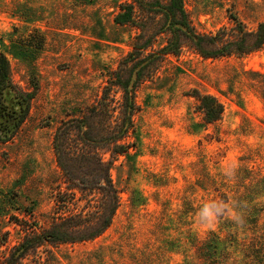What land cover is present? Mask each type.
I'll use <instances>...</instances> for the list:
<instances>
[{
	"label": "rangeland",
	"instance_id": "1",
	"mask_svg": "<svg viewBox=\"0 0 264 264\" xmlns=\"http://www.w3.org/2000/svg\"><path fill=\"white\" fill-rule=\"evenodd\" d=\"M127 3L0 0V54L12 84L28 96L24 119L18 126L10 120L11 138L0 142V264L32 229L47 228L60 213L88 209L86 200L63 206L53 137L62 121L96 104L131 51L139 30L114 21ZM183 6L199 35L232 27V17L247 31L264 21V0H184ZM146 22L153 31L155 24ZM165 42L159 35L152 48ZM188 45L135 91L136 131L127 139L135 147L111 164L120 200L111 226L91 241L41 246L22 264H201L194 247L209 233L231 252L226 264H264L263 192L257 186L247 194V220L236 208L237 193L264 176V45L216 59H203ZM194 90L222 104L219 121L203 123ZM110 93L117 107L120 92ZM4 101L19 113L15 91L6 90ZM205 203L227 207L202 224ZM235 240L253 244L248 260Z\"/></svg>",
	"mask_w": 264,
	"mask_h": 264
},
{
	"label": "trees",
	"instance_id": "2",
	"mask_svg": "<svg viewBox=\"0 0 264 264\" xmlns=\"http://www.w3.org/2000/svg\"><path fill=\"white\" fill-rule=\"evenodd\" d=\"M183 3L184 0H131V3L119 6L115 23L133 24L139 30L131 51L109 77L108 86L96 104L62 121L53 137L56 167L63 180L64 191L60 194L66 199L63 206L86 200L88 209L82 208L66 215L60 213L58 220L47 228L39 232L32 229L12 249L3 264H22L28 255L44 245L94 240L111 226L120 205L119 192L110 175L111 164L114 157L127 154L135 147V141H127L129 137H135L136 131L134 116L139 108L135 103V91L141 83L156 76L166 57L178 56L188 44L203 59L245 56L264 45V21L258 23L255 30L247 31L237 18L232 17V27L222 28L215 34L199 35L191 26ZM136 8L140 14H147L146 19L136 15ZM147 20L155 24L151 32L146 30ZM162 34L166 36L165 44L153 49L155 38ZM114 88L120 92L117 107L111 105L114 99L110 92ZM10 89L17 93L18 114L10 112L4 101V92ZM29 96L31 98L32 94ZM190 96L196 100V110L204 124L221 119L224 109L214 96L197 90ZM27 98L12 84L9 63L0 54V142L11 138L10 120L15 119L18 126L24 119L28 109ZM105 155L109 158L106 159ZM257 186L264 194V176H260L255 184L251 183L246 192L237 193L242 201L236 202V208L244 221L250 211L247 194ZM225 221L230 222L227 218ZM245 241L237 243L235 240V243L240 246L237 248L244 260H248L253 244ZM194 248L195 257L201 264H226L230 259L231 252L215 233H209V237ZM184 264L192 262L186 260Z\"/></svg>",
	"mask_w": 264,
	"mask_h": 264
},
{
	"label": "clouds",
	"instance_id": "3",
	"mask_svg": "<svg viewBox=\"0 0 264 264\" xmlns=\"http://www.w3.org/2000/svg\"><path fill=\"white\" fill-rule=\"evenodd\" d=\"M227 207L224 204L205 203L199 210L198 222L202 224H211L215 218Z\"/></svg>",
	"mask_w": 264,
	"mask_h": 264
}]
</instances>
